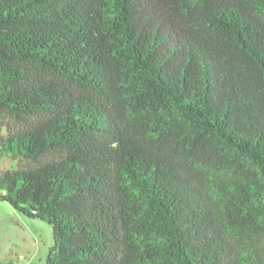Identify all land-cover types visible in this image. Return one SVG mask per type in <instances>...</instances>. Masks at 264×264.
I'll list each match as a JSON object with an SVG mask.
<instances>
[{"label": "trees", "instance_id": "1", "mask_svg": "<svg viewBox=\"0 0 264 264\" xmlns=\"http://www.w3.org/2000/svg\"><path fill=\"white\" fill-rule=\"evenodd\" d=\"M0 156L45 264H264V0H0Z\"/></svg>", "mask_w": 264, "mask_h": 264}, {"label": "rangeland", "instance_id": "2", "mask_svg": "<svg viewBox=\"0 0 264 264\" xmlns=\"http://www.w3.org/2000/svg\"><path fill=\"white\" fill-rule=\"evenodd\" d=\"M19 165L16 160L0 156V171ZM53 246V230L49 224L29 219L0 202V264H45Z\"/></svg>", "mask_w": 264, "mask_h": 264}]
</instances>
